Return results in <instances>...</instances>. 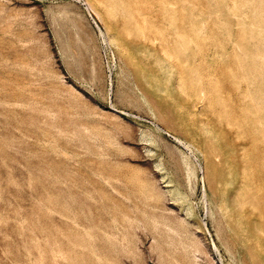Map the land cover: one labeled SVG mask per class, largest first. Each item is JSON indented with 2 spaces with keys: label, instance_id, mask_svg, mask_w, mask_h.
Listing matches in <instances>:
<instances>
[{
  "label": "rangeland",
  "instance_id": "374dc122",
  "mask_svg": "<svg viewBox=\"0 0 264 264\" xmlns=\"http://www.w3.org/2000/svg\"><path fill=\"white\" fill-rule=\"evenodd\" d=\"M125 1L128 10L109 13L98 0H0V264H71L80 225L64 194L83 188L97 194L85 197L99 204L88 212L102 237L108 199L133 219L122 256L98 236L105 259L259 264L264 46L249 30L264 10ZM107 164L135 181L110 178ZM229 215L250 220L253 239L244 228L235 236Z\"/></svg>",
  "mask_w": 264,
  "mask_h": 264
},
{
  "label": "bare ground",
  "instance_id": "6f19581e",
  "mask_svg": "<svg viewBox=\"0 0 264 264\" xmlns=\"http://www.w3.org/2000/svg\"><path fill=\"white\" fill-rule=\"evenodd\" d=\"M99 2H100V4L109 12V13H112L113 11H115V10H118V9H120V8H122V6H121V4H123V6H124V9H129V5L127 4V2L125 1V0H98ZM241 2H243L244 4H246V3H249V4H252L253 6H254V10L255 11H257V12H260V13H262L263 12V10H264V0H240ZM256 1H259V3H256L255 4V2ZM121 3V4H120ZM264 13V12H263ZM258 14V13H257ZM260 15V14H259ZM258 20V19H257ZM256 21V20H255ZM259 23L258 24H255L254 25V27L253 28H251L250 30H249V32H254L256 29L258 30V29H260L261 31H262V36L261 37H259L258 38V40H257V38L255 39V36H253V37H251L249 40H251V39H255V41L256 42H260L261 44H263L262 46H264V16H263V18H261L259 21H258ZM256 30V31H257ZM260 34H261V32H259ZM148 40V39H147ZM149 41V40H148ZM255 44V43H254ZM260 44V45H261ZM256 45V44H255ZM258 45H259V43H258ZM257 45V46H258ZM257 56V58L259 59V61L260 62H262L263 60H264V56L263 55H259V54H257L256 55ZM255 56V57H256ZM256 61H258V60H256ZM260 62H259V64H260ZM255 63H257V62H255ZM254 63V64H255ZM263 63V62H262ZM259 64H257V66L259 65ZM264 65V64H263ZM262 65V66H263ZM258 68H262V67H258ZM261 70V69H260ZM264 70V69H263ZM262 70V71H263ZM259 71V70H258ZM260 75H262V72H261V74ZM263 76H264V74H263ZM264 78V77H263ZM83 138V137H82ZM81 138V139H82ZM85 140V139H84ZM83 161V160H82ZM84 162V161H83ZM112 162V161H111ZM108 163H110V160L108 161ZM112 163H115V162H112ZM104 165V164H103ZM105 165H106V163H105ZM104 165V166H105ZM108 165V167H109V164H107ZM112 165V164H111ZM110 165V166H111ZM115 165H116V163H115ZM115 165H114V167H115ZM104 166L102 167V169L104 168ZM119 167V166H118ZM117 167V168H118ZM100 168V167H99ZM98 169V168H97ZM102 169L100 168V170H101V172H102ZM105 170H103V171H105L106 172V169H108V168H104ZM111 168L109 167V170H110ZM121 169V168H120ZM94 170V169H93ZM100 170H98L97 172L98 173H100L99 171ZM118 170V169H117ZM81 171V170H80ZM79 171V172H80ZM82 172V171H81ZM80 172V174L82 175V173ZM108 172V171H107ZM116 172L119 174V171H116V168H112L111 169V171L109 172V176H110V178H112V179H114V180H118V181H120L121 182V184H124V185H128V183H131V182H134L135 181V178L132 176H124V174H126V173H124L123 175H121V174H119V175H117L116 174ZM120 172H121V170H120ZM104 173V172H103ZM80 174H79V176H80ZM107 174V173H106ZM105 174V175H106ZM129 174V173H128ZM84 175V174H83ZM104 174H103V176H105ZM127 175V174H126ZM130 175V174H129ZM78 176V177H79ZM86 178H87V176L86 175H84ZM107 176H108V174H107ZM106 176V177H107ZM81 177V176H80ZM84 177V178H85ZM89 178H92V177H90V176H88V178H87V180L89 179ZM109 178V177H108ZM106 179V178H105ZM84 179H83V177H82V179H81V181H83ZM90 180H92V179H90ZM80 181V180H79ZM79 181H78V183H79ZM107 181H108V179H107ZM109 181H110V179H109ZM84 182H86V181H84ZM83 182V183H84ZM88 182V181H87ZM86 182V183H87ZM91 182H93V181H91ZM112 182H114L113 180H112ZM112 182H108V183H110V184H112L113 185V188H114V190H115V188H117L116 190H118V187H117V182H114V183H112ZM120 182H118V183H120ZM116 183V184H115ZM80 185H81V183H79ZM83 185V184H82ZM87 186H88V183H87ZM91 186H95V185H91ZM85 187H86V185H85ZM89 187V186H88ZM95 187H97V186H95ZM94 187V188H95ZM81 188V187H80ZM82 188H83V186H82ZM93 188V187H92ZM93 188V189H94ZM120 188H122V187H120ZM119 188V189H120ZM125 188V187H124ZM127 188H128V186H127ZM83 189H85V188H83ZM83 189H81L82 191V193L84 194V192H83ZM89 188H87L86 190L88 191V193H87V196H88V198H94V196L95 195H93V193L92 192H95V191H90V190H88ZM96 190H97V188H95ZM85 190V191H86ZM124 189H121V191H123ZM127 190V189H126ZM111 192V191H110ZM118 192V191H117ZM124 192V191H123ZM125 192H127V191H125ZM80 193V192H79ZM79 193H77V194H79ZM82 193H80L79 194V196L76 194V196L77 197H75V195H74V197L73 198H71V196H72V194H71V196H66L65 197V194H64V200H65V203L66 204H68V207H69V202H71V203H73L74 201L76 202V208H77V210H76V213H75V211H74V214H75V218H76V224L79 226L78 228H76V230H75V228H74V233L72 232V240H73V243L75 244V246H76V248H75V251H73L74 253H73V257H72V260H71V264H121V263H119L118 262V259L116 260V258H112L113 256H109L110 258H107V259H105V258H103V257H101V256H104V255H102L100 252H102V251H100L99 252V250H100V246L97 244V238H98V236L100 235V233H99V231L97 230V228L99 227V225L97 226L96 225V223H95V221L93 222V220H92V216H91V214L92 213H89L90 212V210H91V208H92V206L94 205V204H91V202H89L88 201V198H86L87 196H86V193H85V196L84 197H82ZM112 193V192H111ZM129 193V192H128ZM95 194H96V192H95ZM103 194V193H102ZM101 194V195H102ZM121 194H126V193H121ZM81 195V196H80ZM97 195V194H96ZM109 196L110 195H112V194H108ZM128 195V194H127ZM130 195V194H129ZM103 196H105L104 194L101 196V197H103ZM126 196V195H125ZM105 197H107V196H105ZM104 197V198H105ZM127 198H131V196L130 197H128V196H126ZM52 197H50V199H51ZM99 198H100V196H99ZM102 199V200H105V199ZM108 198V197H107ZM110 198V197H109ZM112 199H113V197H111ZM50 199H48L49 201H50ZM57 199V198H56ZM55 199V200H56ZM97 199V198H96ZM95 199V200H96ZM52 201L54 200V198L53 199H51ZM54 200V201H55ZM63 200V199H62ZM91 201H93V199H90ZM101 200V201H102ZM131 200V199H130ZM53 201V202H54ZM108 201H110L109 199L107 200V202ZM57 202V201H56ZM58 202H60V201H58ZM96 202H98L99 203V201H96ZM107 202H106V204H103L102 203V206L100 207V208H102L103 209V211H105L106 213H104V214H107L106 216L109 218V220L106 222L107 223V225L109 226V230L107 231V233L105 232L104 234H105V237L106 238H104V237H102L101 235V238L103 239V241H104V247H102V248H105L106 250V252H108V253H110L109 255H114L115 256V254H116V256H117V254H120L121 252L122 253H124V251H125V253H126V247L129 249V247L126 245V247H125V244L126 243H124V239L125 238H128L129 236H128V234L127 233H129V232H126V230H125V220L126 221H128L129 223L133 220H131V218L129 217V215L127 214V212H125V210L123 211L122 209H120L122 206L121 205H119V207H118V205H117V203H118V201H115V202H109V203H111V204H107ZM117 202V203H116ZM235 202H236V204L237 203H239L240 202V199H238L237 197H236V200H235ZM62 203V202H61ZM63 203H64V201H63ZM62 203V204H63ZM93 203H95V201L93 202ZM97 203V204H98ZM101 203V202H100ZM65 204V205H66ZM75 203H73V205H74ZM71 205V204H70ZM95 205H96V203H95ZM94 205V206H95ZM99 205V204H98ZM98 205H96V206H98ZM63 206H64V204H63ZM72 206V205H71ZM70 206V207H71ZM75 206V205H74ZM95 206V207H96ZM121 206V207H120ZM41 207V206H40ZM65 207V206H64ZM67 208V207H66ZM75 208V209H76ZM41 209H43V208H41ZM93 209V208H92ZM40 210V209H39ZM98 210H99V208H98ZM41 211V210H40ZM39 211V212H40ZM90 214V217L89 216H87L86 214H87V212ZM102 211V210H101ZM103 211H102V213H103ZM43 212H44V210H43ZM91 212H93V211H91ZM100 212V211H99ZM147 213V212H146ZM145 213V214H146ZM162 213H164V212H162ZM45 214V213H44ZM88 214V215H89ZM103 214V215H104ZM150 214V213H149ZM155 214V213H154ZM156 215V214H155ZM154 215V216H155ZM160 215H163V214H161V212H160ZM160 215L158 216V217H160ZM146 216V215H145ZM147 216H148V214H147ZM153 216V215H152ZM156 216V218H158ZM165 216V215H164ZM163 216V217H164ZM94 217H95V214H94ZM87 218H88V220H87ZM147 218V217H146ZM151 218V217H150ZM149 218V219H150ZM155 218V217H154ZM162 217H160V219H161ZM165 218V217H164ZM85 219L87 220V222H85ZM152 220H153V218H151ZM166 219V218H165ZM95 220V219H94ZM102 220V219H101ZM147 220V219H146ZM156 220L157 219H155V224L157 223L156 222ZM164 220V219H163ZM158 221H160L159 219H158ZM162 221V220H161ZM229 221L231 222V230H232V232H233V234L236 236L237 235V237H239L240 236V230L242 229V228H244V230L247 232L246 233V235L250 238V239H253L252 237L255 235L254 233H256L255 232V230H254V228H253V226H252V224L250 223V220H247V221H245L244 219L243 220H239V218L238 219H236V218H234V216L233 215H229ZM97 222V221H96ZM148 222H150V220L148 221ZM164 222V221H163ZM153 223V222H152ZM160 223V222H159ZM162 223V222H161ZM160 223V224H161ZM165 223H167V222H165ZM165 223H163V224H165ZM149 224V223H148ZM154 224V223H153ZM169 224V223H168ZM150 225V224H149ZM158 225V224H157ZM157 225H153V226H157ZM162 225V224H161ZM170 226H168V227H170L171 228V224H169ZM152 226V227H153ZM125 227V228H124ZM158 227V226H157ZM162 226H160L159 225V227L158 228H161ZM164 227H167L166 225H164L162 228L164 229ZM172 227H174L173 225H172ZM165 229H167V228H165ZM169 229V228H168ZM172 229V228H171ZM154 230H157V229H154ZM158 230H160V229H158ZM157 230V231H158ZM162 231V230H161ZM160 231V232H161ZM165 231V230H164ZM167 232H169L168 230H167ZM157 233V232H156ZM159 233V232H158ZM158 233H157V235H158ZM101 234H103V232L101 233ZM161 234H163L164 235V233L163 232H161ZM162 235V236H163ZM166 235V234H165ZM164 235V236H165ZM167 236V235H166ZM155 237H156V235H155ZM160 239H161V236L159 237ZM158 238H156V241H158V243H159V239L157 240ZM130 240V239H129ZM126 242H127V240H126ZM174 242V241H173ZM128 243V242H127ZM157 243V244H158ZM161 244V243H160ZM37 245V244H36ZM162 245V244H161ZM100 247V248H99ZM159 248H160V246H158ZM102 248H101V250H102ZM252 248L255 250V248L252 246ZM264 249V248H263ZM262 249V250H263ZM74 250V249H73ZM104 250V249H103ZM162 250V249H161ZM187 250V249H186ZM162 252V251H161ZM161 252H160V254H161ZM188 251H186V253H187ZM102 253H104V251L102 252ZM121 255V254H120ZM162 255V254H161ZM122 256V255H121ZM183 256H185V255H183ZM118 257V256H117ZM188 258L189 257H191L190 255L189 256H187ZM119 258H121V257H119ZM182 258V257H181ZM185 258H186V256H185ZM256 258V257H255ZM259 258V257H258ZM187 259V258H186ZM192 259V258H191ZM190 259V260H191ZM164 260L165 259H163V262H164ZM183 260H185V259H183ZM182 260V261H183ZM188 260V259H187ZM192 260H194V259H192ZM197 260V259H196ZM195 260V261H196ZM120 262H121V259L119 260ZM167 261V260H166ZM189 261V260H188ZM187 261V262H188ZM184 262H186V261H184ZM183 262V263H184ZM186 262V263H187ZM197 263H198V260L196 261ZM190 263V262H189ZM258 263L259 264H263L264 263V256L261 254V256H260V258H259V261H258ZM164 264V263H163ZM165 264H167V263H165ZM192 264V263H191Z\"/></svg>",
  "mask_w": 264,
  "mask_h": 264
}]
</instances>
